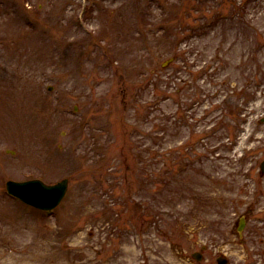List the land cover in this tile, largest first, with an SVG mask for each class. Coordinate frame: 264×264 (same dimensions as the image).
Segmentation results:
<instances>
[{
	"label": "rangeland",
	"instance_id": "rangeland-1",
	"mask_svg": "<svg viewBox=\"0 0 264 264\" xmlns=\"http://www.w3.org/2000/svg\"><path fill=\"white\" fill-rule=\"evenodd\" d=\"M263 161L264 0H0V264H264Z\"/></svg>",
	"mask_w": 264,
	"mask_h": 264
},
{
	"label": "water",
	"instance_id": "water-1",
	"mask_svg": "<svg viewBox=\"0 0 264 264\" xmlns=\"http://www.w3.org/2000/svg\"><path fill=\"white\" fill-rule=\"evenodd\" d=\"M262 172L264 173V161L261 164ZM69 179L63 178L55 184H46L40 179H30L26 181H7V187L11 193L20 197L27 203L33 204L42 208H52L57 205L65 195L68 188ZM244 221H242L239 229L242 230ZM194 256L198 259L202 258V253L196 252ZM220 264H226L228 260L224 257H219Z\"/></svg>",
	"mask_w": 264,
	"mask_h": 264
},
{
	"label": "bare ground",
	"instance_id": "bare-ground-1",
	"mask_svg": "<svg viewBox=\"0 0 264 264\" xmlns=\"http://www.w3.org/2000/svg\"><path fill=\"white\" fill-rule=\"evenodd\" d=\"M8 259H12V257H8Z\"/></svg>",
	"mask_w": 264,
	"mask_h": 264
}]
</instances>
